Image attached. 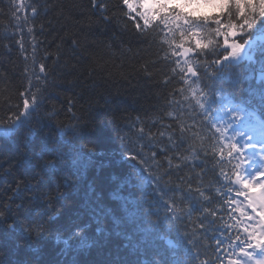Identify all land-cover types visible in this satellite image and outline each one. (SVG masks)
Returning <instances> with one entry per match:
<instances>
[{"label": "snow or ice", "instance_id": "obj_1", "mask_svg": "<svg viewBox=\"0 0 264 264\" xmlns=\"http://www.w3.org/2000/svg\"><path fill=\"white\" fill-rule=\"evenodd\" d=\"M16 5L17 12L31 9L22 24L28 25L32 51L28 52L25 31L18 24L21 38L15 43L24 53L28 82L18 93L22 107L15 105L13 112L12 97L3 101L11 114L0 118V140L11 143H0V179L11 177L15 187L6 200L0 191V233L20 232L39 242L54 232L65 250L72 241H79L81 249L123 241V247L131 250L130 257L118 255L105 264H213L206 251L211 246L200 243L211 230L218 264H264V0H73L70 4L14 0ZM39 16L44 19L36 24ZM49 31L57 41L56 50L45 49L40 56L44 41L36 33ZM97 33L107 36V41L98 40ZM66 44L67 59L61 63ZM154 46L156 59H145L131 72L119 73L120 77L134 75L151 81L154 73L149 68L163 62L166 71L157 86L175 79L180 87L164 97L161 108L169 111L138 116L129 126L140 125L135 133L140 144L139 150L122 154L129 170L111 193L120 202V210L108 207L106 190L97 178L87 183L74 214L65 217L57 204L67 207L73 194L80 192L96 152L82 142L87 138L83 134L87 125L75 112L73 123L58 125L59 141L50 143L42 137L39 144L32 143L36 128L57 115L54 106L42 113L45 93L57 76L73 75L68 83L82 84L91 110L101 95L97 73L109 65L106 57L115 59L117 53L112 50L119 48L122 60L117 67L122 68L126 54L135 59ZM4 47L10 50L11 45ZM37 60L41 61L38 72ZM115 75L110 72L102 79L107 82ZM241 84L247 87L237 96ZM68 103L71 111L74 101ZM165 118L174 123H164ZM157 125L158 130L152 132ZM208 126L210 134L205 132ZM22 130L23 138L18 139ZM69 130L72 136L64 140ZM127 138V134L120 137L122 142ZM145 149L150 150L147 157ZM157 156L164 157L156 164L163 171L154 173L145 165ZM185 169L187 173L179 175ZM173 173L176 182L164 180ZM209 173L212 178L205 183ZM223 185L231 187L224 191ZM124 187L127 195L122 194ZM223 196L229 199L219 207H206ZM16 197L21 199L19 204L14 203ZM225 209L229 223H223L220 215ZM173 228L175 243L166 239ZM90 231L96 237L92 242L87 240ZM158 239L165 240L167 249L157 246ZM177 249L183 250L186 259L175 255ZM201 256L207 258L201 260ZM0 264L5 261L0 259ZM10 264L41 262L19 259ZM69 264L81 262L73 259Z\"/></svg>", "mask_w": 264, "mask_h": 264}, {"label": "trees", "instance_id": "obj_2", "mask_svg": "<svg viewBox=\"0 0 264 264\" xmlns=\"http://www.w3.org/2000/svg\"><path fill=\"white\" fill-rule=\"evenodd\" d=\"M25 4L34 3V0H23ZM64 4H70L73 0H61ZM115 2V0H112ZM18 5L14 7V0H0V118L6 119L11 113L5 111L7 107L3 101L11 96L10 104L13 106L12 111H16L15 105L19 104L22 107V99H18V93L23 91L27 86V78L24 75L25 60L24 53L20 51L19 46L15 43L20 39V34L17 30V25L21 24L25 31V42L28 52L32 51L29 41V37L26 34L27 24H22L25 16H31V9H19ZM44 17L39 16L36 18L35 23L39 24ZM32 21L29 20V24ZM15 35H13L14 33ZM63 34V33H61ZM37 38L44 41L41 46L40 56H43L44 50L55 52L56 42L52 40L53 33L51 31L41 35L36 33ZM98 40L107 41V36H101L97 33ZM70 43V41L68 42ZM10 44L11 48L6 49L4 45ZM134 48L136 46H133ZM112 51L117 55L114 60L110 57L109 65L104 68L103 72L97 73L98 83L100 88L97 89L101 92L97 104H94L91 110L87 107L88 93L82 89V84L78 81L75 85L69 84L68 81L74 79L73 75L61 74L56 77L55 83L50 84L48 91L45 93L44 105L41 109L42 113L50 111L54 106L57 115L54 116L51 121L45 120L42 127L36 128L35 137L31 138L32 143L39 144L41 138H46L50 143L59 141L61 134L58 131V125H68L73 123L72 113L75 112L78 116H81L82 123L87 125V128L83 129V134L87 137L83 143L88 147H94L96 155L92 157L91 162L88 164L85 175L88 178L86 184L81 188L78 194H73L72 198L67 201V207L61 208L60 204H57V208L64 214L65 217L74 214L78 207V202L86 191L87 183H91L99 178L101 187L105 188V197L108 207L115 208L119 211V201L112 198L111 193L121 186L122 181L126 179V172L129 170V164L125 163L122 159V154L127 156L129 150H139L140 142L135 135L136 130L140 125L136 124L135 128L130 129V125L133 121L139 117H145L150 114L163 115V113L169 111L168 108H161L164 103V97L167 93L174 88L180 87V84L174 79L166 86H157L158 81L163 80L164 72L166 71L163 62L153 65L149 68V71L153 72V79L151 81L141 79L137 76H129L127 79L120 77L121 72H131L133 67L139 66L145 59L154 60L158 56L156 47L154 46L147 52H142L140 57L132 58L130 54H126L123 57L124 66L122 68L117 67L121 64L122 57L120 56L119 48H114ZM67 59V44L65 45V54L61 57V63ZM32 58L29 56L27 64L31 67ZM40 60L36 62V71H39ZM47 64L53 63L52 59L46 61ZM115 73L113 79L105 82L102 77L107 73ZM85 75L87 73L85 72ZM51 79V78H50ZM83 77H81V80ZM90 82V81H89ZM246 84H241L237 89V96L241 95V90L246 88ZM160 99H157V97ZM73 100L75 107L71 108L69 100ZM159 110V111H157ZM164 123H174V121L165 118ZM35 124V121H33ZM158 125L152 127L151 131L156 132ZM145 131H148L147 127ZM205 132L210 134V126L205 128ZM127 134V139L123 142L120 137ZM24 130L17 134L18 139H22ZM72 136L71 131H67L64 135V140L70 139ZM91 141V142H90ZM27 142V141H26ZM0 143L10 144L11 141L0 140ZM144 155L147 157L150 155V150L145 149ZM163 156H157L156 160L148 159L145 167L151 166L154 173L162 172L163 170H157V162L163 160ZM236 162V161H234ZM130 163H135L132 161ZM211 164V162H210ZM167 165L165 164V167ZM7 167V165H5ZM200 169L197 168V171ZM219 171V169H217ZM187 169L179 173V175H185ZM147 175V173H145ZM176 174L172 176L164 177L167 181L172 179L176 182ZM115 178V179H114ZM212 178V173H209L205 177V183ZM11 177H3L0 179V191L4 193L5 200L11 195V188L15 187L10 183ZM195 186V185H194ZM231 187V185H223L224 191ZM62 191H67L62 189ZM136 191V195L139 196V191ZM128 188L124 187L123 195H127ZM28 195V193H25ZM228 196L217 198L213 201L212 205L206 207L216 208L219 207L223 201H227ZM21 202L20 197H16L14 203L19 204ZM27 203V201H25ZM220 215L224 216L223 223H229L227 219V210ZM151 219H156L155 216ZM221 221H217L220 224ZM180 231L183 232L184 228L181 227ZM170 235L176 239L175 228L170 232ZM67 237V233L63 238ZM96 239L94 231L87 233V240L92 242ZM200 243L211 247L206 249L207 254L213 258V264H218L215 260V234L210 230L206 236H202ZM71 247L65 250V245L62 242H57L56 235L53 232L47 239L43 241L30 240L23 233L16 232L13 234L0 233V259L5 261V264H10L11 261L19 259H28L30 261H40L41 264H69L73 259L80 261L81 264H105V262L115 259L118 255L120 257H130L131 250L123 247V241L117 243H109L106 245H96L81 249L79 247V241L70 242ZM19 245L20 247H17ZM161 249H167V245L159 246ZM35 249V251H33ZM170 255V251H169ZM180 259H186L183 252L179 254ZM171 256V255H170ZM206 256H201L200 259H206Z\"/></svg>", "mask_w": 264, "mask_h": 264}, {"label": "bare ground", "instance_id": "obj_3", "mask_svg": "<svg viewBox=\"0 0 264 264\" xmlns=\"http://www.w3.org/2000/svg\"><path fill=\"white\" fill-rule=\"evenodd\" d=\"M160 170H163V169H160ZM166 239H172L174 243L176 240L174 236L170 235V233L166 234ZM156 244H157V246L166 245L165 240H159V239L156 241Z\"/></svg>", "mask_w": 264, "mask_h": 264}, {"label": "rangeland", "instance_id": "obj_4", "mask_svg": "<svg viewBox=\"0 0 264 264\" xmlns=\"http://www.w3.org/2000/svg\"><path fill=\"white\" fill-rule=\"evenodd\" d=\"M14 33V32H13Z\"/></svg>", "mask_w": 264, "mask_h": 264}]
</instances>
